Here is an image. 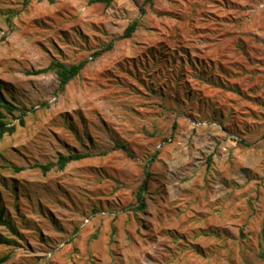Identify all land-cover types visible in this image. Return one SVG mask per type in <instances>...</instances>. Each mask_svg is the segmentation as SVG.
<instances>
[{
	"label": "rangeland",
	"instance_id": "374dc122",
	"mask_svg": "<svg viewBox=\"0 0 264 264\" xmlns=\"http://www.w3.org/2000/svg\"><path fill=\"white\" fill-rule=\"evenodd\" d=\"M0 80L3 264H264V0H0Z\"/></svg>",
	"mask_w": 264,
	"mask_h": 264
},
{
	"label": "trees",
	"instance_id": "16d2710c",
	"mask_svg": "<svg viewBox=\"0 0 264 264\" xmlns=\"http://www.w3.org/2000/svg\"><path fill=\"white\" fill-rule=\"evenodd\" d=\"M48 1L54 2L55 0H48ZM112 1L113 0H91V2H103L106 5L111 4ZM141 11L144 12L143 9H141ZM138 25H139V21L137 19L133 20L131 23H129L125 27L123 34L120 35L119 38L131 37L132 34L136 31ZM111 48H113V41H110L102 49H99L98 51H96L94 55L95 56L100 55L103 52L110 50ZM87 62H88L87 59H83L79 62L66 65L59 61H52L48 67L39 69L38 71H35V73L45 72L49 68L54 69L59 79V89L64 90L66 85L73 78L78 76L81 73V71L86 67ZM19 110L20 109L12 101H10L4 94L3 89H2V83L0 80V140L4 136L5 133L7 132L12 133L16 129L15 124H10L6 120V114H14L15 111H19ZM25 114H26V110L21 111L20 115L18 116L20 125L25 124V119H24ZM241 142L243 143L244 141H241ZM117 146L127 149L126 145L124 144H117ZM90 155L91 154L89 152H84V153L76 152V153H70V154L60 153L56 161L48 162L45 164H36L35 166L40 167L44 172H46L50 170L51 168H53L54 166H57L58 168H64L70 162L89 157ZM154 156L152 157V159H154ZM148 177H149V173L147 172L146 178L140 185L139 190L137 192V200H138L137 209L138 210H142L146 207L144 193L146 192L147 187H148V183H147ZM1 225L8 227L9 230L15 234L18 232L13 226V224L11 223L9 216L7 215V211L5 207L3 206V195L0 191V226ZM263 231H264V222H263ZM9 243H12L11 239H9L7 236L3 235L0 232V244H9ZM261 256L264 257V253H261ZM9 258H10V255L8 253L1 255L0 264L5 263Z\"/></svg>",
	"mask_w": 264,
	"mask_h": 264
},
{
	"label": "built area",
	"instance_id": "2783aa9c",
	"mask_svg": "<svg viewBox=\"0 0 264 264\" xmlns=\"http://www.w3.org/2000/svg\"><path fill=\"white\" fill-rule=\"evenodd\" d=\"M202 124H207L206 122H203ZM214 125H216L215 123H213ZM101 214H105V215H107L108 213L107 212H105V211H101ZM113 215L115 214L114 212L112 213ZM93 217V215L91 214V215H89V216H87L85 219H84V221H83V226L84 225H86L89 221H90V219Z\"/></svg>",
	"mask_w": 264,
	"mask_h": 264
}]
</instances>
